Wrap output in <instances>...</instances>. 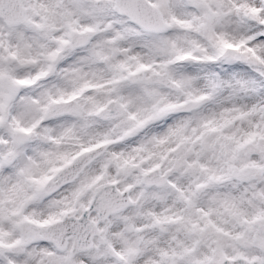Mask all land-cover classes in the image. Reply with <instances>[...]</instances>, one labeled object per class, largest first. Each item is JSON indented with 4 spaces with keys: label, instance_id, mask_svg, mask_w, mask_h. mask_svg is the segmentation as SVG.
Here are the masks:
<instances>
[{
    "label": "snow or ice",
    "instance_id": "snow-or-ice-1",
    "mask_svg": "<svg viewBox=\"0 0 264 264\" xmlns=\"http://www.w3.org/2000/svg\"><path fill=\"white\" fill-rule=\"evenodd\" d=\"M0 264H264V0H0Z\"/></svg>",
    "mask_w": 264,
    "mask_h": 264
}]
</instances>
